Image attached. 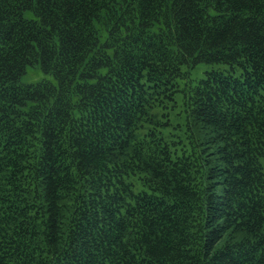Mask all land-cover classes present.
<instances>
[{
    "label": "trees",
    "instance_id": "1",
    "mask_svg": "<svg viewBox=\"0 0 264 264\" xmlns=\"http://www.w3.org/2000/svg\"><path fill=\"white\" fill-rule=\"evenodd\" d=\"M0 264H264V0H0Z\"/></svg>",
    "mask_w": 264,
    "mask_h": 264
},
{
    "label": "rangeland",
    "instance_id": "2",
    "mask_svg": "<svg viewBox=\"0 0 264 264\" xmlns=\"http://www.w3.org/2000/svg\"><path fill=\"white\" fill-rule=\"evenodd\" d=\"M212 68V66L201 63L196 68H194L192 75L194 78L199 79L205 75V71ZM43 78L52 77L50 75L45 74L39 67L29 66L26 73L22 75L21 82L22 83H35L40 81Z\"/></svg>",
    "mask_w": 264,
    "mask_h": 264
}]
</instances>
